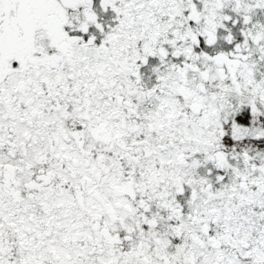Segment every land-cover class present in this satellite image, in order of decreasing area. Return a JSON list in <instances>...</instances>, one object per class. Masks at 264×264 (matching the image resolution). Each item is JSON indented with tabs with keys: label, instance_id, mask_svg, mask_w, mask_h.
Listing matches in <instances>:
<instances>
[{
	"label": "snow or ice",
	"instance_id": "snow-or-ice-1",
	"mask_svg": "<svg viewBox=\"0 0 264 264\" xmlns=\"http://www.w3.org/2000/svg\"><path fill=\"white\" fill-rule=\"evenodd\" d=\"M0 264H264V0H0Z\"/></svg>",
	"mask_w": 264,
	"mask_h": 264
}]
</instances>
